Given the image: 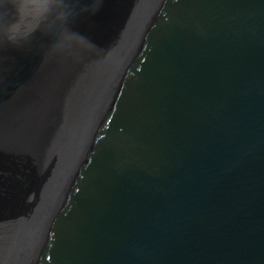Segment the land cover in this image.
I'll list each match as a JSON object with an SVG mask.
<instances>
[{
  "label": "water",
  "instance_id": "obj_1",
  "mask_svg": "<svg viewBox=\"0 0 264 264\" xmlns=\"http://www.w3.org/2000/svg\"><path fill=\"white\" fill-rule=\"evenodd\" d=\"M48 3L0 25V222H33L32 264H264V0Z\"/></svg>",
  "mask_w": 264,
  "mask_h": 264
},
{
  "label": "clouds",
  "instance_id": "obj_2",
  "mask_svg": "<svg viewBox=\"0 0 264 264\" xmlns=\"http://www.w3.org/2000/svg\"><path fill=\"white\" fill-rule=\"evenodd\" d=\"M47 13L48 0H0V25L6 41L15 44L18 38L33 35Z\"/></svg>",
  "mask_w": 264,
  "mask_h": 264
},
{
  "label": "bare ground",
  "instance_id": "obj_3",
  "mask_svg": "<svg viewBox=\"0 0 264 264\" xmlns=\"http://www.w3.org/2000/svg\"><path fill=\"white\" fill-rule=\"evenodd\" d=\"M111 56L99 67L103 75L109 68ZM116 72V70L111 71L110 79ZM32 227L33 222L28 226L22 219L0 222V264H32L36 256V249L31 243L33 239L30 238Z\"/></svg>",
  "mask_w": 264,
  "mask_h": 264
},
{
  "label": "rangeland",
  "instance_id": "obj_4",
  "mask_svg": "<svg viewBox=\"0 0 264 264\" xmlns=\"http://www.w3.org/2000/svg\"><path fill=\"white\" fill-rule=\"evenodd\" d=\"M50 0H48V2H49Z\"/></svg>",
  "mask_w": 264,
  "mask_h": 264
}]
</instances>
